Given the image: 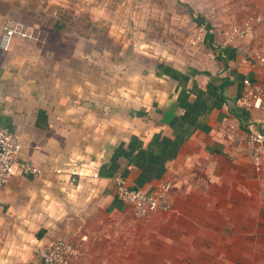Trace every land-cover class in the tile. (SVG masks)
Returning <instances> with one entry per match:
<instances>
[{
  "label": "crops",
  "instance_id": "obj_1",
  "mask_svg": "<svg viewBox=\"0 0 264 264\" xmlns=\"http://www.w3.org/2000/svg\"><path fill=\"white\" fill-rule=\"evenodd\" d=\"M244 2L256 4L255 13L264 0ZM15 5L0 0V38L12 21L34 25ZM221 31L212 29L214 42L224 40ZM54 33L46 29L43 45L16 38L9 49L0 46V127L20 136L22 159L40 169L0 187V264H35L34 247L59 238L82 244L72 264H129L124 260L137 255L140 238L150 240L151 251L162 243L169 262L264 264V154L258 169L247 145L250 128L264 125L258 110L236 101L245 79L264 88V68L254 58L264 53V24L241 43L216 44L218 61L206 71L179 81L160 77L161 85L125 106L88 102L67 85L57 93L58 62L45 58L58 54ZM65 118L72 129L90 124L87 133H97L98 142L85 141L82 152L69 144L70 157L51 153L48 145L60 142L53 131L63 130ZM33 131L39 134L31 140ZM118 176L148 193L169 183L171 209L134 218L116 194Z\"/></svg>",
  "mask_w": 264,
  "mask_h": 264
},
{
  "label": "rangeland",
  "instance_id": "obj_2",
  "mask_svg": "<svg viewBox=\"0 0 264 264\" xmlns=\"http://www.w3.org/2000/svg\"><path fill=\"white\" fill-rule=\"evenodd\" d=\"M11 1L27 16L29 24L33 22L31 26L19 21L35 31L36 39L32 40L38 45L44 44L47 28L55 31L50 40L53 47H59L58 54L51 53V57L45 54V58L58 62L55 74L52 71L53 80H57V93L61 87L64 92L65 85L72 86L75 96L80 93L88 102L100 101L110 106L132 105L135 96H146L156 84L161 85L160 77L169 76L179 81V76L182 79L190 73L198 74L199 69L206 71L212 62L218 61L216 44L242 42L238 36L231 37L227 33L235 25L241 26L257 6L248 5L245 0ZM196 18L202 20V24ZM11 23L13 21L6 26ZM208 26L211 31L222 27L220 36L223 35L224 40H212L213 45L209 47L205 40ZM50 93L56 94L53 89ZM106 116L107 124L115 118L111 114ZM91 118L95 121L97 115L92 114ZM62 125L63 130H55L52 135L60 142L48 145L51 153L58 157L72 156L68 145L73 142L79 146L75 149L79 152L86 151L83 145L87 140L93 139V144L98 142L97 133H87L89 127L92 128L90 124L77 129H72L74 125L70 121ZM38 134L33 131L30 139ZM67 135L73 141L67 140ZM138 246L137 255L124 263L195 264L193 259L169 262L163 255L162 243L154 244L151 251L150 240L148 243L140 238ZM208 264H212L211 261Z\"/></svg>",
  "mask_w": 264,
  "mask_h": 264
},
{
  "label": "built area",
  "instance_id": "obj_3",
  "mask_svg": "<svg viewBox=\"0 0 264 264\" xmlns=\"http://www.w3.org/2000/svg\"><path fill=\"white\" fill-rule=\"evenodd\" d=\"M264 24V2L246 20L243 25H235L228 35L238 36L241 39L254 35L256 27ZM22 22L16 21L5 26L0 38V46L9 49L16 38L36 39L35 31ZM264 44V36L261 39ZM254 58L264 68V53L257 51ZM245 87L237 98V103L243 107L258 110L261 113L259 123L264 125V88L250 79L244 80ZM247 145L254 165L261 169L264 154V130L252 126L247 134ZM23 144L20 136L13 131L0 127V187L8 185L19 172L39 173L40 169L31 161L22 159ZM80 173L77 170L70 172V181L76 183ZM117 196L132 207L134 218L140 219L153 213L171 209L168 191L171 185H163L160 191L148 193L129 185L127 180L118 176L114 179ZM35 264H72L83 254L81 243L66 238H59L49 246L34 247Z\"/></svg>",
  "mask_w": 264,
  "mask_h": 264
},
{
  "label": "trees",
  "instance_id": "obj_4",
  "mask_svg": "<svg viewBox=\"0 0 264 264\" xmlns=\"http://www.w3.org/2000/svg\"><path fill=\"white\" fill-rule=\"evenodd\" d=\"M196 20H197V22L199 24H202V20L200 21V19H198V18H196ZM205 40H206V43L209 45V47L213 45L212 32H211L210 26H208V28H207ZM214 50H216L215 46H214ZM46 118H47L46 111L45 110H40L39 111V116H38V122H37L38 126H42L43 127V123H41V120L42 119H46ZM44 126H46V125H44ZM257 128L261 129V126L258 125ZM44 232H45V229H42V231L40 233V236H42V234H44Z\"/></svg>",
  "mask_w": 264,
  "mask_h": 264
}]
</instances>
